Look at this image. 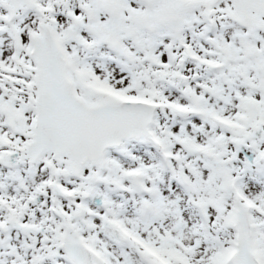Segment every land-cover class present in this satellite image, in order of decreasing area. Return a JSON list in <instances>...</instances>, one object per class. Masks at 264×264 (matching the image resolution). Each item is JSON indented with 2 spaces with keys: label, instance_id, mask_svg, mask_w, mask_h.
Instances as JSON below:
<instances>
[{
  "label": "snow or ice",
  "instance_id": "1",
  "mask_svg": "<svg viewBox=\"0 0 264 264\" xmlns=\"http://www.w3.org/2000/svg\"><path fill=\"white\" fill-rule=\"evenodd\" d=\"M0 264H264V0H0Z\"/></svg>",
  "mask_w": 264,
  "mask_h": 264
}]
</instances>
